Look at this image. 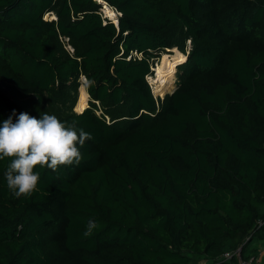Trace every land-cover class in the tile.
Masks as SVG:
<instances>
[{
    "label": "trees",
    "instance_id": "trees-1",
    "mask_svg": "<svg viewBox=\"0 0 264 264\" xmlns=\"http://www.w3.org/2000/svg\"><path fill=\"white\" fill-rule=\"evenodd\" d=\"M101 1L117 26L94 0H0V121L46 112L91 134L78 164L36 166L20 197L0 160V264L257 257L264 0ZM174 49L187 56L177 85L155 97V59ZM82 78L88 103L75 113Z\"/></svg>",
    "mask_w": 264,
    "mask_h": 264
},
{
    "label": "clouds",
    "instance_id": "clouds-1",
    "mask_svg": "<svg viewBox=\"0 0 264 264\" xmlns=\"http://www.w3.org/2000/svg\"><path fill=\"white\" fill-rule=\"evenodd\" d=\"M15 117V119H14ZM91 134L77 129L54 114L39 118L21 112L0 121V160L8 158L4 179L8 190L16 197L30 194L39 180V168L56 170L61 165L78 164L80 146ZM96 222L89 219L85 235L91 233Z\"/></svg>",
    "mask_w": 264,
    "mask_h": 264
},
{
    "label": "bare ground",
    "instance_id": "bare-ground-1",
    "mask_svg": "<svg viewBox=\"0 0 264 264\" xmlns=\"http://www.w3.org/2000/svg\"><path fill=\"white\" fill-rule=\"evenodd\" d=\"M103 11L106 17L115 20V12L103 3ZM186 61V57L175 51L172 55H162L159 58L157 67L154 70V77L148 78L152 84V90L161 97L167 93H171L174 90V73L177 65H180ZM83 91V90H82ZM81 91V92H82ZM86 107V93L82 92L79 96L78 102L75 106V111L80 113Z\"/></svg>",
    "mask_w": 264,
    "mask_h": 264
},
{
    "label": "rangeland",
    "instance_id": "rangeland-1",
    "mask_svg": "<svg viewBox=\"0 0 264 264\" xmlns=\"http://www.w3.org/2000/svg\"><path fill=\"white\" fill-rule=\"evenodd\" d=\"M102 10H103V4H102ZM114 11V10H113ZM115 12V11H114ZM102 13V16H103V18H107V19H110L109 17H106V15L104 14V11L103 12H101ZM52 15H46L45 16V19H48V20H53V19H55V17L54 16H52ZM117 13L115 12V18L117 19ZM110 20H112L114 23H115V20H113V19H110ZM189 49V48H188ZM187 49V50H188ZM176 50L174 49L173 50V52L172 51H169V53H171L172 52V54H174V52H175ZM186 59H187V56H186ZM158 62H159V59H155V63H154V70H155V68L157 67V65H158ZM177 67L175 68V73H174V80L177 82ZM152 77H154V71H153V75L152 76H150V77H148V78H152ZM149 81V80H148ZM176 82H174V88H175V86L177 85L176 84ZM150 84H151V82H149ZM152 85V84H151ZM153 88V87H152ZM83 90V91H82ZM85 92L86 93V90H85V87H84V85H81L80 87H79V91H78V99H79V96L81 95V93L82 92ZM155 95H157L156 93H154ZM154 95V96H155ZM155 97H159V96H155ZM161 98V97H160ZM87 100H88V95H87V93H86V107H87ZM77 102H78V100H77ZM77 104V103H76ZM76 106V105H75ZM85 107V108H86ZM73 111L75 112V113H78V112H76L75 111V107H74V109H73ZM259 248H261V249H264V245H261ZM262 264H264V263H262Z\"/></svg>",
    "mask_w": 264,
    "mask_h": 264
},
{
    "label": "built area",
    "instance_id": "built-area-1",
    "mask_svg": "<svg viewBox=\"0 0 264 264\" xmlns=\"http://www.w3.org/2000/svg\"><path fill=\"white\" fill-rule=\"evenodd\" d=\"M134 55L137 56V54H135V53H134ZM233 256L236 257L237 264H257V263L261 262V259L264 256V251H261L260 253H258L257 257H251V258H249L247 260H242V258L240 257V252H239V250H237L233 254H224L222 256V260H225V261L229 262V260Z\"/></svg>",
    "mask_w": 264,
    "mask_h": 264
},
{
    "label": "water",
    "instance_id": "water-1",
    "mask_svg": "<svg viewBox=\"0 0 264 264\" xmlns=\"http://www.w3.org/2000/svg\"><path fill=\"white\" fill-rule=\"evenodd\" d=\"M97 4H103L104 2H102L101 0H94ZM110 8V7H109ZM112 9V8H111ZM113 10V9H112ZM101 12H103V10L101 9ZM117 16H120V14H117ZM55 17V16H54ZM56 19V18H55ZM55 19H53V20H55ZM115 25L117 26V19H116V22H115ZM153 71H154V69H153ZM81 85H84V86H86V79L85 78H82L81 79ZM173 92V91H172ZM171 92V93H172ZM171 93H167V94H171ZM153 94H154V92H153ZM155 95V94H154ZM155 96H159V97H161L160 95H155ZM164 96H162L161 98H163ZM87 103H88V100H87ZM80 113H82V112H80Z\"/></svg>",
    "mask_w": 264,
    "mask_h": 264
},
{
    "label": "crops",
    "instance_id": "crops-1",
    "mask_svg": "<svg viewBox=\"0 0 264 264\" xmlns=\"http://www.w3.org/2000/svg\"><path fill=\"white\" fill-rule=\"evenodd\" d=\"M150 84V83H149ZM151 86V85H150ZM85 87V86H84ZM152 87V86H151ZM258 245V248L261 246V245H264V242H261V243H258L257 244ZM261 251H264V249H261V248H259V252L258 253H260ZM257 253V254H258ZM262 263H264V256L262 257V259H261V262H259V263H257V264H262Z\"/></svg>",
    "mask_w": 264,
    "mask_h": 264
}]
</instances>
